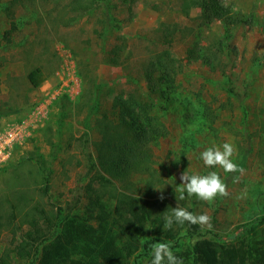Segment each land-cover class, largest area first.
Listing matches in <instances>:
<instances>
[{
    "label": "rangeland",
    "instance_id": "rangeland-1",
    "mask_svg": "<svg viewBox=\"0 0 264 264\" xmlns=\"http://www.w3.org/2000/svg\"><path fill=\"white\" fill-rule=\"evenodd\" d=\"M12 1L0 0V108L11 111L0 116V129L26 118L36 121L14 145L11 163L0 170V199L27 191L34 197L31 202L47 208H66L78 199L77 211H85L84 186L98 170L91 169L97 161L94 141L101 137L96 118L108 113L112 119H128L129 113L114 105L125 100L141 121L150 118L166 134L153 145L149 172L134 173L130 182L115 181L108 190L146 195L152 189L171 210L179 206L208 214L211 227L182 237L183 247L205 237L234 243L240 232L258 223L264 216V0H224L242 19L229 27L221 20L202 24V6L195 4L186 13L184 0H112V19L102 4L81 12L72 8L75 0H15L18 28L8 42L3 35L12 19L5 6ZM162 22L193 30L177 33L168 45L157 39ZM165 50L173 60H164L150 82L146 69ZM37 66L48 78L33 88L27 75ZM165 70L175 79L178 100L156 92L167 87ZM94 102L98 107L91 110ZM200 102L213 109L207 119L199 112ZM224 142L235 145L238 165L246 156L239 165L242 174L203 164L200 154ZM184 171H216L229 195L211 202L196 196L181 200L179 176ZM17 232V240L12 227L2 232L0 253L20 248L21 230ZM136 260L148 264L149 256L138 254L130 264Z\"/></svg>",
    "mask_w": 264,
    "mask_h": 264
},
{
    "label": "trees",
    "instance_id": "trees-1",
    "mask_svg": "<svg viewBox=\"0 0 264 264\" xmlns=\"http://www.w3.org/2000/svg\"><path fill=\"white\" fill-rule=\"evenodd\" d=\"M111 1L75 0L72 8L85 12L102 4L106 7L104 14L107 19H112L109 13ZM15 2L5 6L12 19L11 27L3 35L8 42L18 28L13 19ZM195 4L202 6L198 17L202 24L221 20L229 27L242 21L224 0H184L182 8L189 13ZM162 25L164 28L156 30L157 39L168 45L175 40L177 33L188 34L193 30V27L182 26L178 22H162ZM104 28L108 30L107 25ZM166 59L173 60L167 50L156 54L151 61L146 69L150 82L151 73L165 65ZM210 63L215 66V63ZM27 78L32 87L37 88L48 74L43 67L37 66L29 71ZM163 79L167 87H158L156 92L168 100H178L174 94L177 90L175 79L168 70H165ZM114 105L127 111L129 118L112 119L108 113L96 118L95 125L101 137L94 141L97 161L96 164L92 161L91 169L97 166L98 170L84 186L86 210L77 211L78 199L66 208L54 209L47 208L38 200L31 202L34 197L27 191L6 194L0 199V239L2 232L10 227L14 230L15 239L17 229L21 230L22 237L20 248L8 247L0 253V264H20L16 259L29 260V264H130L132 258L141 253L149 256L148 264H151L153 246L160 242L170 245L173 253L183 259V264H264V216L240 232L237 242H220L205 237L183 247L182 237L199 235L202 227L186 222L184 225L174 223L171 229H165L164 216L172 214L167 200L156 198L152 189H148L146 195L133 194L124 188L107 189L115 181L130 182L136 172H149L153 163V145L166 134V130L153 125L150 118L141 121L127 101L116 100ZM200 106L199 112L207 119V115L213 112L212 107L201 102ZM97 107V102H94L91 110ZM10 112L0 108V116ZM245 160L246 156L239 165L242 166ZM106 195L115 202L107 201ZM135 264L139 262L136 260Z\"/></svg>",
    "mask_w": 264,
    "mask_h": 264
},
{
    "label": "clouds",
    "instance_id": "clouds-1",
    "mask_svg": "<svg viewBox=\"0 0 264 264\" xmlns=\"http://www.w3.org/2000/svg\"><path fill=\"white\" fill-rule=\"evenodd\" d=\"M236 148L233 143L224 142L221 146H212L207 148L200 154L203 164L208 168H221L225 173H243L244 169L239 167L234 162ZM180 199H185V196H196L202 201L211 202L217 196L227 197L229 192L227 186L216 171H210L206 175L188 174L182 172L179 176ZM237 182V180H234ZM164 199L163 196L160 197ZM199 225L200 227H211V217L208 214H194L193 212L176 206L172 209L171 215L164 216V228L171 229L173 224L184 225ZM153 259L151 264H183V259L173 253L167 243L160 242L153 246Z\"/></svg>",
    "mask_w": 264,
    "mask_h": 264
},
{
    "label": "built area",
    "instance_id": "built-area-1",
    "mask_svg": "<svg viewBox=\"0 0 264 264\" xmlns=\"http://www.w3.org/2000/svg\"><path fill=\"white\" fill-rule=\"evenodd\" d=\"M36 115L39 116L38 114ZM35 121L32 122L31 118H26L21 123H14L0 129V170L10 162L15 148L14 145L29 131L30 124Z\"/></svg>",
    "mask_w": 264,
    "mask_h": 264
}]
</instances>
